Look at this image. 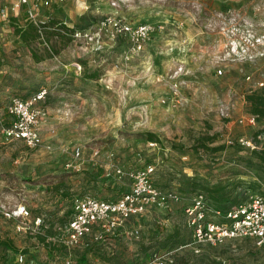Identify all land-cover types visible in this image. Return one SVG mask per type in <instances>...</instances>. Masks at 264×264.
Here are the masks:
<instances>
[{"label":"rangeland","instance_id":"374dc122","mask_svg":"<svg viewBox=\"0 0 264 264\" xmlns=\"http://www.w3.org/2000/svg\"><path fill=\"white\" fill-rule=\"evenodd\" d=\"M10 4L0 0V7ZM115 10L132 24L155 29L142 50L104 29L100 44L71 36L72 30L94 29ZM39 14L35 19L47 27L27 43L15 34L30 19L27 6L0 20V102L46 89L45 105L58 121L53 135L46 130V139L53 137L59 146L85 145L86 153L95 138L103 147L100 158L85 162L82 173L68 178L59 147L52 151L58 157L49 162L52 154L45 147L31 151L0 143L5 168L27 175L33 168L38 174V196L30 200L46 224L33 235L17 232L15 220L0 217V240H10L17 249L14 255L0 245V264H21L19 253L33 264H153V258L164 261L167 256L172 259L168 264H264V242L194 243L184 212L196 191L220 205L234 197L245 201L251 193L264 196V166L258 157L264 149V116L253 114L247 100L254 91L264 93V84L255 85L264 81V0H54ZM63 21L73 28L65 29L59 24ZM69 61L81 64L80 70L76 64L66 68ZM179 65L184 71L174 78ZM65 106L72 115H64ZM149 132L157 139L147 138ZM151 140L155 148L148 146ZM113 163L123 169L153 163L156 185L176 190L181 201L149 208L127 221L129 229L140 225L134 235L118 228L105 241L89 243L84 255V246L65 250L63 226L73 193L114 199L128 190L127 177L105 175Z\"/></svg>","mask_w":264,"mask_h":264},{"label":"built area","instance_id":"2783aa9c","mask_svg":"<svg viewBox=\"0 0 264 264\" xmlns=\"http://www.w3.org/2000/svg\"><path fill=\"white\" fill-rule=\"evenodd\" d=\"M38 0H13L9 6L0 7V20H7L15 11L27 6L29 21L33 22L38 31L42 32L41 21L35 19V8ZM114 7L118 6L112 1ZM65 29L73 28L65 21L59 22ZM107 31L112 37L124 36L131 42L132 49L142 50L148 43L155 29L147 23L132 24L123 16L114 13L106 15L94 29L72 30L73 39L87 42L101 41V30ZM184 71L179 65L173 72V77L180 76ZM221 73V69L217 70ZM246 80L250 79L247 75ZM263 80L255 85L262 86ZM173 90H177L178 83L172 84ZM46 90L42 89L28 97L13 96L5 107L9 119L8 125L1 128L2 135L8 140H20L29 148H37L42 144L39 134V126L46 115V110L38 106L46 96ZM228 107H224L227 110ZM223 110V111H224ZM228 112V111H227ZM253 122L254 118H248ZM1 121V115H0ZM148 146L156 147L155 141L148 142ZM98 153V150L94 151ZM72 156L79 159L82 151L79 148L72 149ZM68 166H73L68 164ZM155 165L147 163L134 168L123 169L115 165L112 176L130 179L128 190L114 199H103L92 195L75 196L72 200L71 213L63 226L65 238L63 244L67 249L78 246H87L89 243L105 241L109 236L115 235L118 228L124 227L126 222L146 212L149 208L164 207L171 202L181 201L182 197L174 189H162L156 185L154 180ZM109 175V174H108ZM187 222L193 230V241L197 244L216 245L226 239L248 238L260 246L264 242V196L259 193H251L245 201L227 211H222L208 204L203 192L192 195L190 202L184 207ZM0 217L7 220H15L17 232L40 234L42 227H46L43 216H35L30 219V213L24 201L14 206L0 203ZM137 228L140 225L136 226ZM136 227L127 231L128 235L138 232ZM50 238V237H49ZM23 254H17L16 258L21 264H32L26 262ZM153 264L172 263L167 256L164 261L158 257L153 258ZM65 264H72L66 260ZM134 264V263H132Z\"/></svg>","mask_w":264,"mask_h":264},{"label":"crops","instance_id":"0c3cea01","mask_svg":"<svg viewBox=\"0 0 264 264\" xmlns=\"http://www.w3.org/2000/svg\"><path fill=\"white\" fill-rule=\"evenodd\" d=\"M12 1L13 0H10V2H12ZM52 1H54V0H38L37 6L35 8L36 14H39V11H41V9H48L49 7H51ZM55 1L58 2V1H62V0H55ZM19 11H15L12 14V16L18 15ZM38 20L41 21L42 23L44 22L43 19H38ZM64 34L66 35L65 32H64ZM149 42L150 41H148V43ZM79 47H80V52L82 54H86L83 46H79ZM69 63L70 64L65 65L66 68H68V66H70L71 64L72 65L76 64L79 66V70H80L81 64H79L77 62H72V61H69ZM69 69H71V72H73L76 76L79 75V73L81 72V71H78L74 66H72ZM40 90H42V89H40ZM36 92L37 91H35V92L25 96V97H28V96L36 93ZM46 92H47V90H46ZM47 94L48 93H46L45 99L47 97ZM14 96H17V95H14ZM20 97H23V96H20ZM76 97H78V96H76ZM45 99L38 103V106L43 107L46 110V115L44 116V119L39 126V134H40L41 139H42V144L39 147L33 149V148L27 147L20 140H8L5 138L4 135H2L1 131H0V143L5 144L8 142H12V145L20 144V145H22V147H24V150H31V151H36L37 149H40L41 147H45L47 149H50L49 152H51V154H52L47 159L49 162L54 161L58 157L59 152H60V155L63 158V167H64L65 175L68 178H71L73 176L75 177L76 175L82 173L83 170H85V167H84L85 162L100 158L97 155H98V153H100V151L103 147V144L97 138L93 139L94 141L89 145L91 153H86L87 147L85 145L69 146V145L65 144V145L59 146V145L53 143V141L55 142V140L52 139L53 137H51V141H48L46 139L47 137H45V132H46V130H49V134L51 133V135H53L55 132V129H56L55 122H58V121L56 119H54V117L51 116L49 107L47 105H45V102H46ZM9 100L4 105H3V102H0V115H1L0 130L2 127H5L8 125L9 119L6 115L5 107H6L7 103L9 102ZM63 111H64L65 116L72 115V110L68 106L63 107ZM148 142H150V141H147V144H148ZM51 145L53 147H50ZM105 145H106V143H105ZM1 147H3V145ZM57 147H59V150H58L59 152L57 154L54 153V155H53L52 151H55V148H57ZM74 148H79L82 151L81 158H79V159L73 158L72 149H74ZM153 148H155V147H153ZM95 150H98V153H95L94 152ZM68 164H71L73 166L72 167L68 166ZM115 165H118V163L110 164L109 166H107L105 168V175L106 176H108V174L110 175V173H112L113 167ZM99 166H100V164H99ZM30 174L31 175H27L23 170H20V169L9 170V169L5 168L3 166V159H2L0 161V203H4V204H7V205L12 207L15 204H17L18 202L24 201L27 205L28 210H29L30 219H33L35 216H43L44 217V215L42 213L34 212L35 209H38V206H37V203L33 204L30 200L31 198H34V196H38V186H39L38 182L35 181V179L38 178V174L36 173L35 170L33 171V168H32V170H30ZM54 174H55L54 172L51 173V176H53ZM29 176H31V177H29ZM86 195H92V194L84 193V192L72 194L71 204L69 207L70 213H71V208H72V200L74 199V197L75 196H86ZM104 199H106V198H104ZM69 216H70V214H69ZM137 225H139V224L138 223L135 224L132 228L136 227ZM121 228L124 229L123 231L127 234V231L129 230V228L126 227V224L124 227H121Z\"/></svg>","mask_w":264,"mask_h":264},{"label":"trees","instance_id":"16d2710c","mask_svg":"<svg viewBox=\"0 0 264 264\" xmlns=\"http://www.w3.org/2000/svg\"><path fill=\"white\" fill-rule=\"evenodd\" d=\"M40 26L43 27V29H44V28L47 27V23H41ZM15 34L23 42H26L27 43L30 39H34V38L38 37L39 34H40V32L38 31V27L33 22L28 21L26 23V26L25 27H17L15 29ZM254 92H256V91H254ZM254 92L252 94H250V95L247 96V100L250 102L251 112L253 114H255V115L264 116V93H262V94H260V93L255 94ZM147 138H149V139H157L156 135L154 133H151V132L147 133ZM258 157L260 159L261 164L264 166V149H261V151H259ZM196 192H203V191H196ZM196 192H194L193 194H195ZM204 195H205V197H206L207 202H208L209 205H211L212 207H215L217 209H220L223 212L224 211H227L228 209H230V208H232L234 206H237L238 204H241L244 201V200L242 201V200L238 199L237 197L236 198L234 197L232 200L231 199L228 200L227 203L224 202L223 205H220L217 202V200L212 202L207 197V195L205 193H204ZM39 238H40L41 241H45L46 240L45 237L39 236ZM0 245L3 246V249L4 250L9 251V252H12L14 255L17 252V249L13 246V244H12V242L10 240L1 239L0 240ZM90 247H89V244L87 246H84V249H83L82 254L84 255L85 253H88ZM63 248L65 250L67 249L66 247H63ZM25 252H26V250H23V253H25ZM82 259H84L83 256H82ZM40 264H53V263L46 261V262H43V263H40Z\"/></svg>","mask_w":264,"mask_h":264}]
</instances>
